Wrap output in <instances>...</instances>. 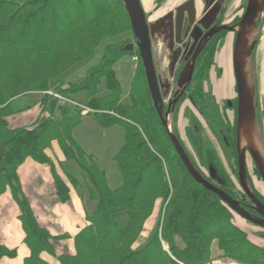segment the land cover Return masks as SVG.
<instances>
[{
	"label": "trees",
	"instance_id": "16d2710c",
	"mask_svg": "<svg viewBox=\"0 0 264 264\" xmlns=\"http://www.w3.org/2000/svg\"><path fill=\"white\" fill-rule=\"evenodd\" d=\"M91 33L99 38H89ZM132 38L137 40L122 0H0V196L10 188L20 206L31 251L25 264H52L44 253L55 264H208L215 259L264 264V247L188 173L155 109L141 60L126 92L117 65L139 54L126 51ZM78 39L85 41L80 47L73 45ZM216 48L204 53L189 87L195 106L196 97L204 99V77ZM59 49L62 57L55 54ZM99 50L98 61L87 64ZM83 63L89 65L85 74L68 80L70 70ZM26 91L39 92V100L15 107L10 100ZM37 108L31 124L10 123L11 116ZM89 129L93 140L87 150L83 134ZM113 134L118 136L110 140ZM225 139L237 160L236 125L234 136ZM117 140L105 155L107 141ZM55 141L64 155L60 167L84 201L89 222L61 248L38 224L18 176L29 157L54 165L46 151ZM55 175L58 193L67 199L70 186ZM158 202L159 217L147 231ZM15 254L0 244V259Z\"/></svg>",
	"mask_w": 264,
	"mask_h": 264
},
{
	"label": "rangeland",
	"instance_id": "374dc122",
	"mask_svg": "<svg viewBox=\"0 0 264 264\" xmlns=\"http://www.w3.org/2000/svg\"><path fill=\"white\" fill-rule=\"evenodd\" d=\"M247 2L248 0H230V2L226 3V11L222 17L224 23L232 24L231 26L237 24L240 21L239 17H241L246 10ZM110 13L112 14L111 17L115 20V22H117L120 26H125V22L119 14L115 13V11H111ZM235 18H238V21H235ZM254 28L256 30V37L254 40H256L257 43L252 51L253 80L250 85V89L254 97L259 128L258 131L263 140L262 152L264 155V6L261 8L259 18ZM44 32V30L41 31V33ZM89 38L98 39L99 37H97V34L91 33L89 34ZM235 40L236 33L234 32H228L221 38L216 48L212 66L208 71V75H205L204 77V99L196 97V103L198 106H195V104L193 105L189 97H184L177 102L174 112L169 116V128L170 131L177 136L197 170H199L204 177L212 181L217 186H221L224 189L232 191L238 198L237 200L241 202L243 208L253 218L259 219V213L252 207L253 203L247 197L240 184L239 154L236 160L232 155L231 147L225 142L226 137L234 136V127L237 122L238 93L233 70ZM103 41L104 40L99 41V43L102 44ZM84 43L85 41L83 39H78L73 42V45L80 47ZM129 43L135 44L134 50H138L139 54L126 56L117 65L119 77L121 78L127 93L130 90L131 80L132 77L135 76L134 74H136L140 60L143 65L137 40L132 38L131 41L127 42V44ZM175 46L176 45H163L161 42L159 44L153 42L152 45L157 75L159 79L161 77L163 79L162 81L167 84H172L173 77L171 75H173V69L175 67L173 66V60L177 57V55L174 54L176 51H174L173 47ZM63 52L64 51L62 49H59L55 51V54L58 55V57H62ZM101 54L102 52L99 50L98 55L89 59L87 64H95ZM87 64H79L70 70L67 77L68 80L75 81L79 79V77L83 76L86 71L85 68L89 66ZM199 64H201V60L199 61ZM197 73L198 71L196 74ZM174 89H176V86H173V90ZM165 90L166 93L163 98L166 110L169 103L174 99H172L171 92H167V87ZM39 95L40 94L37 91H26L15 95V97H13L10 101H13L15 107L24 106L27 102H35L39 100ZM8 103L9 102L5 103L4 106ZM39 112L40 110L37 108L28 114L19 113L15 116H11L9 120L12 125H29L38 118ZM90 133H92V130L89 129V132L85 131L83 134V143L87 145V150H89V146H91L89 145V142L93 140L92 137L89 139ZM117 136V134L111 135L110 140L115 139ZM164 142L165 141L163 140V144L166 145V142ZM118 143L119 140H117V142L112 141L109 143L107 141L106 147H104V149L106 148L105 155H107L110 151L115 150ZM94 148H97L93 149L94 151L96 150V153L101 154L100 152L102 151L99 145ZM46 152L49 156V150ZM49 157L54 159L51 155ZM62 157L64 158L63 154ZM100 157L102 160L101 162H104V160L107 159L106 157H103V154H101ZM245 162L249 188L253 193H255L259 200H261L259 196L264 198V180L261 175H258L255 172L257 167L249 151L245 152ZM249 205L252 208H250ZM156 207V210L154 211L152 217L149 218L146 225L147 231L155 226L157 218L159 217V206L156 205ZM227 207L232 211L236 224L249 233L250 238L254 240L255 243L264 247V226L255 224L241 217L228 205ZM146 234H148V232ZM43 256L52 264L56 261V259L49 256L47 253H44ZM224 262L226 264L229 263L228 261Z\"/></svg>",
	"mask_w": 264,
	"mask_h": 264
},
{
	"label": "crops",
	"instance_id": "0c3cea01",
	"mask_svg": "<svg viewBox=\"0 0 264 264\" xmlns=\"http://www.w3.org/2000/svg\"><path fill=\"white\" fill-rule=\"evenodd\" d=\"M140 1L151 25H165L164 22H167L171 29H180L188 19L197 21L202 18L208 3L207 0ZM222 1L219 0L217 4L221 5ZM174 10L178 11V15L181 14L179 23L178 15L177 17L173 15ZM229 32L232 33V31ZM161 43H163L162 40ZM49 154L54 157L52 159L54 165L29 157L19 166L18 176L22 191L30 203L38 224L55 237L58 247L61 248L64 244L72 243L73 236L89 222L84 201L76 188L68 182L60 167V162L64 158L56 141L49 149ZM55 172L70 184L67 199H62L58 193ZM157 206H160V202L157 203ZM20 214V206L11 189L8 188L0 196V244L10 250H15L16 254L13 257H2L0 264H25L26 258L31 253L25 242L26 233ZM66 236L67 238H65ZM224 261L227 260L215 259L208 264H226ZM228 262L227 264H239L231 260Z\"/></svg>",
	"mask_w": 264,
	"mask_h": 264
},
{
	"label": "water",
	"instance_id": "95a60500",
	"mask_svg": "<svg viewBox=\"0 0 264 264\" xmlns=\"http://www.w3.org/2000/svg\"><path fill=\"white\" fill-rule=\"evenodd\" d=\"M125 8L128 12L129 20L131 23L132 31L137 38V45L139 48L140 56L143 62L145 75L147 79L148 88L150 90L151 98L154 106L161 120L163 127H165L168 136L180 156L184 166L186 167L190 176L203 187L214 194H216L225 204H227L232 210L238 213L241 217L261 226H264V203L252 192L247 183L245 152L248 149L255 165L264 180V161L261 154L257 150L252 149L250 146L242 147L240 141V132L242 127L247 122H254L258 128L256 107L254 103L253 93L248 85L245 77V71L243 68L244 56L252 57V51L256 45V40H253L251 46L245 51L244 42L245 36L249 28L256 25L259 18L261 8L264 6V0H248L246 10L241 20L233 25H221L219 27L212 28L205 36V42H207L213 35L219 33L222 30L234 31L236 33L234 54H233V69L236 81V88L238 93V106H237V122H236V135H237V147L239 154V180L240 184L253 203V208L259 213V219L253 218L242 206L241 202L232 197L225 189L215 185L206 177H204L199 170L193 165L189 155L185 148L179 141L176 135H174L169 128V116L174 112L175 105L183 95L187 85L191 82L195 69V58L188 65L187 70H184L178 80V90L176 91L175 99L170 102L165 110V103L163 94L161 91L160 79L155 69V63L153 58V40L152 37L155 34V29L151 28V25L147 21L145 10L140 0H122ZM211 3L213 0H210ZM217 10L220 4H217ZM178 15V23L180 19ZM181 22V21H180ZM181 26V24H180ZM135 49L134 43H129L126 47L127 51H133ZM259 129V128H258ZM260 134V133H259ZM261 138V136H260ZM262 140V138H261ZM263 141V140H262Z\"/></svg>",
	"mask_w": 264,
	"mask_h": 264
},
{
	"label": "flooded vegetation",
	"instance_id": "af4514ba",
	"mask_svg": "<svg viewBox=\"0 0 264 264\" xmlns=\"http://www.w3.org/2000/svg\"><path fill=\"white\" fill-rule=\"evenodd\" d=\"M207 1L208 3L205 7L202 18L197 21L194 19H188L180 29H171V27L167 25V22H164L165 25H151L150 23L151 28L155 29L156 31L153 37V42L159 44L162 40L163 45H176L175 47H173L174 51H176L174 54L177 55V57L175 59L173 58L174 65H172L175 67L173 69L174 73L173 75H171L173 77L172 84L165 83L160 77V83L162 86L161 91L163 96L166 93L165 88L167 87V92H171L172 99H175V94L178 90V80L180 79V77L178 76H180L182 72H184V70H187L188 65L192 62L194 56L196 55L193 78L187 85L179 101L184 97H189V93H191V91H189V87L195 80L199 61L202 59L204 53L209 52L210 48L213 45H218L221 38L229 32L228 30H222L219 33L213 35L207 42H205V36L212 28L219 27L221 25H232L225 24L222 20L227 7V5L225 4L230 0H223L218 10L217 2L219 0H213L212 3L210 0ZM173 15L177 17L178 11L174 10ZM173 86H176V89L173 90ZM225 141L227 142V139H225ZM249 207L252 208L250 205Z\"/></svg>",
	"mask_w": 264,
	"mask_h": 264
},
{
	"label": "bare ground",
	"instance_id": "6f19581e",
	"mask_svg": "<svg viewBox=\"0 0 264 264\" xmlns=\"http://www.w3.org/2000/svg\"><path fill=\"white\" fill-rule=\"evenodd\" d=\"M256 37V30L254 27L249 28L245 36L244 49L245 51L250 47L252 41ZM243 68L248 85L250 86L253 80V60L250 56H244ZM240 141L242 147L250 146L252 149L257 150L264 161L263 155V141L256 124L252 121L247 122L241 129Z\"/></svg>",
	"mask_w": 264,
	"mask_h": 264
}]
</instances>
